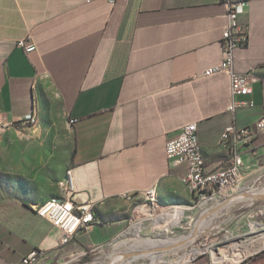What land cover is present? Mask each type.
I'll return each instance as SVG.
<instances>
[{"label": "crops", "instance_id": "obj_1", "mask_svg": "<svg viewBox=\"0 0 264 264\" xmlns=\"http://www.w3.org/2000/svg\"><path fill=\"white\" fill-rule=\"evenodd\" d=\"M239 20L249 41L234 71L257 79L251 93L234 95L228 71L205 74L223 60V0H0V127L66 136L64 161L50 168L73 194H88L96 217L64 243L36 208L66 198V186L47 174L50 189L20 179L0 197V264L86 258L127 228L151 188L162 207L192 206L188 166L167 157V141L196 123L207 168L224 167L232 157L224 128L264 114V0H246ZM242 100L249 104L231 108ZM241 152V174L257 171L264 130ZM29 165L21 175L37 169ZM245 264H264V251Z\"/></svg>", "mask_w": 264, "mask_h": 264}, {"label": "rangeland", "instance_id": "obj_2", "mask_svg": "<svg viewBox=\"0 0 264 264\" xmlns=\"http://www.w3.org/2000/svg\"><path fill=\"white\" fill-rule=\"evenodd\" d=\"M22 127H0V197L12 192L14 182L18 184L20 179L42 184L37 185L39 189H50L52 186L43 183L46 174L48 181L53 180L54 187L62 189L61 182L65 180L50 168V162L54 159L55 164L62 165L68 138L41 136L35 130ZM52 146L57 149L56 153L50 151ZM30 162H35L37 174L33 171L21 175L20 172L24 171L21 167H29ZM155 202L158 204L153 205L145 195L136 204L130 224L119 236L106 246L92 250L86 258L80 261L69 258L63 264H109L127 252L126 261L116 264H128L137 255L132 264H175L178 260L180 264H210L212 248L221 251L225 264H245L252 256L264 251V159L257 171L241 174L238 186L209 197L196 198L185 210L182 222L179 225L168 224L167 230L156 228L154 219L175 207H162L157 197ZM191 234H195L193 238L180 245L171 243L152 248L145 244L139 249L134 248L144 238L159 241ZM194 248L203 254L192 260L189 253Z\"/></svg>", "mask_w": 264, "mask_h": 264}, {"label": "built area", "instance_id": "obj_3", "mask_svg": "<svg viewBox=\"0 0 264 264\" xmlns=\"http://www.w3.org/2000/svg\"><path fill=\"white\" fill-rule=\"evenodd\" d=\"M111 1L114 2L115 0ZM245 2L246 0H223L227 17V24L221 38L223 60L220 65L208 68L205 71L206 75L221 70L228 71L231 77V90L234 95L251 93L252 85L257 79L256 74L252 70L243 73L234 71L236 51L245 47L249 41L248 32L239 20V15L244 9ZM21 45L26 52H31L35 49V45L27 41L21 42ZM248 104L249 102L245 100L236 101L231 108ZM263 130L264 114L249 125L238 126L235 123L227 125L221 134V142L234 145V157H231L229 163L224 167L207 168L197 134L196 123L186 124L177 136L167 141L166 155L176 165L186 164L188 166L189 171L186 179L191 184L192 191L198 194L197 198L209 197L217 192H223L238 186L243 164L242 147L253 142ZM61 185L66 186V198H61L59 201H51L44 208L36 209L39 214L49 218L54 225L63 229L62 242L65 243L74 234L90 228L96 217L93 206L89 201L76 203L72 200L73 191L67 187L66 183H61ZM146 195L153 205L158 204L155 202L154 188L149 189ZM175 208L179 209L180 207ZM200 254H203V251L194 248L189 253V257L195 260ZM210 254V264H225L222 260L224 255L219 249L214 250L212 248ZM28 259L33 261L35 256L31 255ZM28 259H25V261L28 262ZM175 264H180V260L176 261Z\"/></svg>", "mask_w": 264, "mask_h": 264}, {"label": "bare ground", "instance_id": "obj_4", "mask_svg": "<svg viewBox=\"0 0 264 264\" xmlns=\"http://www.w3.org/2000/svg\"><path fill=\"white\" fill-rule=\"evenodd\" d=\"M226 147H230L231 149V153H232V157H234V145L231 144V143H223ZM185 181L187 182V184L190 186L191 190H192V186L191 184L188 182V180L185 178ZM255 193V192H254ZM155 190H154V198H155ZM61 199H57V198H53V199H50L44 203H42L41 205L37 206V208H44V206L48 205L51 201H59ZM156 200V198H155ZM176 207H179V206H176ZM184 214H185V208H175V209H171L169 211H166V212H163L161 213L159 216H156V218L154 219V226L160 230L162 229H168L167 228V225L168 224H175V225H179L182 220H183V217H184ZM158 215V214H157ZM144 216V215H143ZM145 216H148V214H145ZM150 217V215H149ZM164 222V223H163ZM163 223V224H162ZM136 226H138L136 224ZM139 227V226H138ZM195 234H191L189 236H179V237H176L175 239H162V240H159V241H156V240H151L150 238H144L142 239L141 241H139L135 246L134 248L135 249H139V247L141 245H148V246H157V247H162V245H165V244H171V243H175V245H180L181 243L185 242L186 240H189V239H192L193 236ZM126 240V239H125ZM124 243H126L125 241H122ZM119 244H122V243H119ZM120 246V245H119ZM153 248V247H152ZM131 251V250H130ZM137 251H140V250H137ZM137 253V252H136ZM128 255V252L127 253H124L123 255H118L117 257H115L111 263L109 264H116V263H121V262H125V256ZM134 254V253H133ZM142 254V253H141ZM151 255V254H150ZM139 255L135 256L134 258L130 259V261H128L127 263L128 264H132L134 262V260L138 257ZM160 256V255H159ZM156 258V257H155ZM186 258V257H185Z\"/></svg>", "mask_w": 264, "mask_h": 264}, {"label": "water", "instance_id": "obj_5", "mask_svg": "<svg viewBox=\"0 0 264 264\" xmlns=\"http://www.w3.org/2000/svg\"><path fill=\"white\" fill-rule=\"evenodd\" d=\"M89 196L87 193L84 192H75L72 195V200L76 203H85L88 202Z\"/></svg>", "mask_w": 264, "mask_h": 264}]
</instances>
